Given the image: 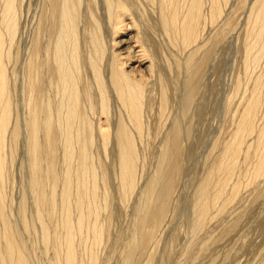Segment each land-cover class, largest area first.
Listing matches in <instances>:
<instances>
[{
    "label": "rangeland",
    "instance_id": "374dc122",
    "mask_svg": "<svg viewBox=\"0 0 264 264\" xmlns=\"http://www.w3.org/2000/svg\"><path fill=\"white\" fill-rule=\"evenodd\" d=\"M80 1H81V5H80L81 7H79V17L81 18V23L79 26L80 31H78V35L80 38L79 43L81 45L79 44L80 47L79 56L81 55L80 57L84 58L87 52L84 50L83 42L86 40L87 36L89 35L88 31H89V27L91 26L89 22V18H90L88 13L89 10H86L87 6H89L90 7L89 9H91L96 14V18L100 22L102 35H104L103 33H104L105 22L103 21V18L101 16L103 10L101 9L102 6L100 5L101 0H80ZM170 1L174 3L178 1L181 2V3L178 2V5L179 4L181 5V6L179 5L180 6L179 8L182 9L181 12L183 14L181 16H183L187 10V6H188L187 3H189L188 0L187 1L169 0L168 1L169 3L167 4L172 6ZM220 1L224 2V3L222 2L224 10L220 18L217 17L218 18L217 20L215 16L212 18L210 11L208 10V7H210L209 5L211 3V0H206V1L202 0L204 5L206 4L208 6L206 5L205 7L203 6L205 11L204 10L203 12L201 11L202 15L204 13L203 16L206 18V21H203L200 24V27H198L199 42L198 40H196L191 42L190 44L188 43L189 44L188 45L184 43L183 40H181L180 49L178 52L179 60L181 59L180 60L181 64L180 63L179 64L181 66L179 67V64H177L172 66L174 68H171V65L169 64L170 63L169 60H171L170 54L172 49L170 42L168 43L169 34L166 35L167 33L165 32L163 24L159 23L160 15L159 12L157 11L158 9L156 7L157 4L155 2H150L148 0H125L129 8L131 9V12L134 13L137 26L140 28L141 31L140 36L145 41H147L148 46L151 48L150 53L152 58H154L153 61L155 60L154 63L157 62L156 63L157 66L159 65V68L157 67L158 68L157 70H159L158 71L159 78L158 79L156 78V81L154 80L151 83H147L149 86L147 87V93L151 96L150 100L152 101L149 100L150 103L146 107V114H144L143 117L146 121L142 120V127L144 133L142 132L141 133L142 136L138 138L135 137L133 139L135 143L136 152L139 156L138 164H137V176L139 178L136 177L135 183L137 185L138 184L140 185V183L142 184L147 179L152 178L153 175L156 174V171L158 169V168L156 169V167H160L162 161L161 157H162L163 145L166 143L165 140H168V137L167 138L165 137L169 135L167 134V130L168 133H170L175 128L179 131L180 133L179 136L174 134L172 137H175V139H177L176 141L177 144H181L182 147L179 158L175 159L173 155H171L167 159V162H169L170 160H176L181 171L179 172L177 171V173L175 174L176 176L174 178L175 187L173 190V194L170 198V201L167 204L165 221H163V224L161 225L158 232H156L155 235H153L151 241L146 242L141 252L138 251V254L139 253L140 254L135 256L134 260L135 259L136 260L134 264H147V262L148 264H183L184 261H185L184 264H188V263L190 264V262L192 264L191 261L192 259H189L191 257L188 256L190 254L189 251H192L193 248L192 246H194L195 234L198 232H206L207 237L205 236L204 240H208L207 243H209L211 254L218 256V262L221 261L220 264H245V262H250L253 261L254 259H258V257L261 258L260 249H264V173H263L264 166L259 169L260 175L256 176L257 180L255 178V173H254L257 166L260 164L259 162L261 155L259 154V152L262 153L261 149L262 151H264L263 150L264 147L261 148L259 147L261 141L260 137H262V141H264L263 140L264 139L263 137L264 135L263 134L264 132L263 131L264 57L259 61L258 65H256L255 68L254 65L250 63L252 61L247 63L250 64V66H248L245 62L247 56L246 55L247 38L250 37L249 32L247 31V25H248L247 14L249 11L248 9L250 7L249 4L251 3L252 0H220ZM54 2L55 0H23L20 10V16L18 20L19 21L18 32L16 34L14 46L12 49V56H13L11 60L12 63L10 62L8 64V76L9 78H11L10 82H14V84L13 83L9 84V92H10L9 95L11 94L10 126L13 125L14 127L17 128L18 138H17V144L14 146H13V142L11 141V136L8 137L7 139V143H6L7 148L4 150L5 153L9 154L6 155V159L7 160L9 159L8 160V163H10L9 171L11 170V172H9L10 175L9 174L7 175V177L9 176L10 179L6 178V180L3 182L2 187L4 188L6 194V200H5L7 207L6 212L8 211V213L11 215V218L16 223L20 233L22 231V233L20 234V238L23 240L25 247L28 250L30 261L32 264H53L54 260H56V258L60 256V255L58 256L56 255V250L54 248L55 243L53 239L50 240L49 244H47L49 248L46 247V244H42L43 237H41V233H40L41 229L40 227H38L39 223L35 221L34 214H35V209L37 208L35 204L36 203L40 204V201L38 199L37 202L36 199V195L38 193L37 188L32 189L30 184L32 173L30 172L31 166L29 165L30 164L29 152L31 149L30 145L32 141L30 140L31 135H30V129L28 123L30 120L29 113H31V109H29L30 112L27 109V107L30 108L28 106L30 91L24 89V82L26 79V75H25V70L23 69L25 65L23 64L22 66V63L29 62V59H31V55L35 53L34 51H36L37 49L39 50V57L36 58L37 60H40V58L42 60H46L50 56L49 41L51 39V30H53L57 25V23L59 22L58 19L53 18V9H55ZM167 4L166 7L168 6ZM170 6H168L167 8H169ZM183 7H184V11H183ZM82 14H83V18H82ZM156 15L159 16V18L156 17ZM123 35L125 34L122 33L121 35H119V37ZM165 38L167 42L165 41ZM51 49L52 48H50V51ZM23 60H25V62ZM32 60L33 58L31 59V61ZM128 66L136 70L138 63L129 64ZM176 66L177 69H175ZM21 67L23 71H21ZM37 67L40 70L45 69V63L40 61L38 62ZM10 73L11 75H9ZM160 75L164 76V78L162 79V83L160 80ZM40 76H41L40 78L41 90L44 91V93H46L47 81L50 79V76L47 72L46 74L45 73L40 74ZM257 76L261 77L262 85H261V89L259 90L260 101L257 109V118H256L257 120L255 119L256 135L254 133V136L256 138H254V136H251V138L246 137L245 140L248 141L247 143L251 144V146L250 149L248 148L249 150L246 149L245 150L246 152L244 151L245 153L244 152L242 153L243 158L241 159L242 161H240L241 163H239V166L236 169L235 168L233 169L234 174L230 179L231 181H229L230 183H228V186H226L228 188L231 187L229 189V192L231 191L230 192L231 194L228 192V189L225 187L222 194L225 199H222L223 198L222 196V198H219L220 201L218 200L217 202L218 204L215 203L214 205L211 206V211L212 210L213 211L211 212L209 210L208 213L209 216H207L208 221L206 220L207 226L204 224L203 226L200 227L199 225H197L196 221L194 220V205H195L194 202H196L195 199L197 200L199 195L198 185L202 183L203 180L202 178H204L209 168H214V170L218 168L219 159L217 157L224 154L225 152L222 149L226 145L234 141V137L236 134L235 131L238 128V124L236 123H239L238 121L241 120L242 112H243L242 107L244 108L246 106V104L248 103L251 97L250 94H253V89H254L253 85L255 78H257ZM12 77L14 79H12ZM22 83L23 85H19ZM13 85L14 88L12 87ZM92 92H94V89H92ZM163 92L165 93L163 94ZM92 97H93V103L95 105V107H93L94 111L90 112L91 109L87 110L85 108V106L90 108V106L87 103L84 104L82 103L81 108L82 110H84L85 113L87 112L86 116L89 121L88 123L92 124L91 125L92 127L91 126L85 127V129L91 127L90 129L88 128V131H91V139L93 140L90 150L91 157L92 159H95L97 163H99L97 164L95 163V161H93L94 162L93 166L97 167V165H99L97 169L96 168L95 169L97 171L98 170L100 171H98L99 175L96 171L97 186L95 189L97 190L95 191L94 189L95 191L94 193L93 189L91 188L92 190L90 189V192L95 194L94 195L95 200L97 199V197L100 199L99 201L98 199L96 200L97 203L93 206V209L94 210L98 209L97 211L99 212L98 213L99 215L98 214L96 215L99 220H97V222L99 223L100 226L99 229L104 230V232L102 231V233L99 234L98 236L100 237L101 240L98 239L97 237V234L100 231L97 232L95 238H93L94 237L93 233L90 230L87 231V229H89L91 225L94 223L93 217L91 216L88 217L87 215L81 216L79 215L78 212L79 208L78 209L77 207L74 208L75 204H77L76 206H78L76 200L77 192L75 193V191H77L76 189L77 182L75 181L76 179L74 177H73L74 181L71 180V183H73L72 184L73 187H71V191H69L70 193H68V195L70 196H66L67 201L65 202L67 203L65 205L66 206L67 204L69 205V201L72 202V203L70 202L71 205H69L70 207L68 208L70 209L69 211L71 212V216L73 217V218L71 217L72 222L77 223L81 219L82 229L85 234V235L83 234L82 237V239H84L83 243L82 240L80 239L81 237L79 234L74 235V242H75L74 246L75 248H78V251L76 249L78 264H83V263L85 264V262H82L84 260L86 261V264H88L89 263L88 261H90L91 259L92 260L90 261L89 264H92L93 263L92 261L94 260L96 262L95 264H121L120 261H122V259L124 260V258L127 256L126 253L127 246L128 243L130 242L128 238L132 240L135 238V235H137L133 230L135 224L134 220H136L135 211H134L136 201L135 199L134 200L129 199V202H131L129 203L127 201L128 199L122 198L123 193L121 190V182H120L119 159L117 157V153H115L116 155L115 158L114 153L112 152V150H114V152H117V145L116 144L114 145L112 134L113 131H115V129L116 130L118 129L117 128L118 123H124L123 120L124 116L119 111L120 108H118L117 104H115L116 101L115 100L111 101V99L113 98L109 93L108 101L110 105L109 103L107 104V108H106L107 111H105L103 115L105 118H108L110 122L111 127L109 128L110 132H109L108 141L111 144L113 143L114 146L111 144L109 145L108 142L106 145L107 149L104 150V147L102 146L99 147L100 145L99 143L101 142L100 139L98 138L100 137L98 135H95L96 134L95 129L98 128L96 123L98 122L99 116L102 115L101 114L102 112L98 110L99 109L97 104L98 98L95 97L94 93H92ZM162 98H165L166 100L163 102V105L161 106L160 101ZM26 101L28 102L26 103ZM112 103H113L112 105L113 107L111 106ZM161 110H164L163 120H160L159 118V112ZM90 113L91 114L93 113V116L90 115ZM26 115L28 118L25 117ZM12 120L14 121L12 122ZM162 122H164V126L161 125ZM127 127L130 130H132L129 126ZM93 129L95 132L92 131ZM61 131L62 130L56 131L53 135L55 164H56L55 166L57 172L59 173V179L55 185L56 186L55 190L54 188H52L53 185L52 178L47 179L46 182V185L49 183L48 186L46 187L49 190L47 192L46 189L47 195L51 196V191H55L54 192L55 195L53 196L54 201L51 203L49 199L42 202L44 203V205L46 204L44 206L45 209L47 207L50 208V206L51 205L53 206L54 203L55 204L53 207L57 208L55 210L56 214L54 215L55 220L53 221V223H50L51 227L49 230V234H50L49 238L51 239V236H54L55 234L57 240L62 241V239L64 238L65 243L62 241L60 246L62 249V251H60V253L62 254L60 258L63 257L64 255V251H63L64 248H66L67 245L69 244L68 241H65V237H63L66 236V232L62 223L65 215L63 213L59 215V211L63 207L62 199L65 198L64 197L65 193H63L64 180H62L61 177L65 179L66 176L65 165H67L65 162V156H63L65 155L63 152L64 150H62V148L64 149L66 147V141L64 139L65 136H63L64 133L62 134ZM164 131L166 132L167 135L164 134L165 133ZM59 135L62 136L60 137ZM172 137H170L169 140ZM96 138L97 140H95ZM38 139H39L38 140L39 142L37 141L39 144L38 154L40 157L44 158L42 164H43V168H46V166L50 162V160L48 161L49 159L48 149H47L48 145L45 142V137H43L41 134L39 135ZM255 144L258 145L256 146ZM72 148H73L72 151H74V153H72L73 156L72 161L74 160V164L72 161L71 162L73 166H75L77 165L75 163H78V156H77L78 153H77V149L75 148V145L72 144ZM92 151L95 153H93ZM249 151L251 153V156L250 154H248ZM254 151L256 152L255 154ZM58 152H60V154ZM11 153L13 154V156ZM215 158H217L218 160H216ZM57 167H59L60 169ZM71 174H73V172ZM233 176H234V180H233ZM141 178L142 180H140ZM236 178L241 182V186L239 187V189H237V191L236 188L230 186L232 183L237 182ZM250 178H253V180ZM142 186L143 184L140 185L139 187ZM97 191L99 194H97ZM103 196L106 197V199ZM225 196H227L230 200H228V198ZM225 201L227 202L225 206L223 205V208L225 209L224 210L221 208L222 205L220 204ZM24 203H26L25 212H23L21 208L22 204ZM100 204L103 206L100 207L101 206ZM96 205L98 208L96 207ZM82 207H86V206L83 205ZM74 210L76 211L74 212ZM214 210H217L218 212ZM214 213L216 214V216ZM61 215L63 219L61 218ZM86 216L88 218H86ZM78 218L80 219L78 220ZM45 219L47 218L45 217ZM21 220H23L24 223H22ZM88 223L90 225H87ZM60 225H62V227ZM34 230L36 231L35 232L36 234H34ZM193 231H195L194 234ZM211 231L213 234L211 233ZM131 232H132V236H131ZM87 235L88 238L86 237ZM217 235L219 236L217 237ZM76 238H78V240ZM188 238H190L191 240ZM75 239L80 243L78 242L76 243ZM88 239L89 241L87 242ZM96 239L99 240V242L96 243L95 242ZM209 241L212 243H210ZM187 242L189 246L191 245V249L189 246L186 247V245H188ZM205 243L203 241V245L207 247ZM95 244L97 247H95L94 250L93 246H95ZM95 251L96 254H94ZM120 251L121 252L125 251V252L121 254ZM45 252H47V254H45ZM80 252L81 254L79 257ZM142 252H144V254ZM81 255L85 257L83 258L81 257ZM94 255L96 256L94 257ZM185 255L187 258H185ZM96 257L99 258L97 259Z\"/></svg>",
    "mask_w": 264,
    "mask_h": 264
},
{
    "label": "bare ground",
    "instance_id": "6f19581e",
    "mask_svg": "<svg viewBox=\"0 0 264 264\" xmlns=\"http://www.w3.org/2000/svg\"><path fill=\"white\" fill-rule=\"evenodd\" d=\"M148 1L155 2L157 4L156 7L158 9L157 8L156 9L160 15L159 23L163 24L165 32L167 33L165 34L166 35L169 34L168 35L169 39L168 38L167 39L169 40L168 43L170 42L171 49H172L171 54H170L171 60H169L170 61L169 64L171 65V68H174L172 67L173 65H177L179 63L181 64V61H180L181 59L179 60V57H178L181 40H183L184 43L186 44L188 43L190 44L191 42L198 40V37H199L198 27H200V24L203 21H206V18L203 16L204 13L202 15V12L204 10L203 6L205 7L206 4L204 5L202 0H190V1L188 0L189 3H187L188 4L187 10L185 9L186 10L185 14L181 16L183 14L181 12L182 9L179 8L181 5L180 4H179L180 6L178 5V2L180 1L175 2V3L170 1L172 6L167 4L169 3L168 2L169 0H148ZM222 2L220 0H211V3L209 5L210 7H208V10L210 11L212 18L215 16L216 19L218 20L217 17L220 18V16L222 15V12L224 10ZM22 3H23V0H0V243H1L0 245V264H32L30 261L28 250L26 249L23 240L20 238V234L22 233V231L20 233L16 223L12 220L11 215L8 213V211L6 212L7 210L6 203H5L6 194H5L4 188L2 187L3 182L6 180V178H9V176L7 177V175L9 174V172H11V170L9 171V164H10L8 163L9 159L8 160L6 159V155L8 153H5V150H4L7 148L6 146L7 139L8 137L11 136V141L13 142V146H14L17 144V138H18L17 128L14 127L13 125H11L13 127L10 126L11 124V121H10L11 120V108H10L11 107L10 105L11 94L9 95L10 93L9 84L10 83L14 84V82H10L11 78H9L8 76V64L11 62L12 57H13L12 49L14 46L16 34L18 32V22H19L18 20L20 16V10H21ZM165 3L170 7L167 8L168 6L166 7ZM80 5H81L80 0L79 1L77 0L76 1L75 0H55L54 2L55 9H53V18L58 19L59 22L57 23L55 28L51 30V39L49 41L50 56L46 60H42L41 58L40 60H37L36 58L39 57V50L37 49L36 51H34L35 53L31 55V59L33 58L32 61L31 59H29V62H25L26 59L24 58L25 60L23 61L25 63H22V66L23 64L25 65L24 66L25 68L23 67V69L25 70V75H26V79L24 82V89L27 91H30L29 99H28L29 100L28 106L30 108L27 107L28 111L29 109H31V113H29L30 120L28 123L29 129H30V135H31L30 140L32 141L30 145L31 149L29 152L30 157L28 156L30 159L29 165L31 166L30 172L32 173L30 184H31L32 189L37 188L38 193L36 195V199H37V202L39 199L40 204H41L40 205L39 203H36V204L34 203L37 206V208L35 209V214H34L35 221L39 223L38 227H40L41 229L40 233H41V237H43L42 244H46V247H48L47 244H49L50 240L53 239L55 243V247L54 246L53 247L56 250L57 256L62 255L60 253V251H62L60 246H61V242L62 241L64 242L63 237H65V241L69 242L67 247L64 248L63 250L64 251L63 257L60 258V256H58L56 260H54L53 264H78V259L76 255V249L78 251V248H75L74 246L75 245L74 235L79 234L81 237L80 239L82 240V243H83L84 239H82V237H83L84 231L82 229V222L80 218H78V220L80 219V221H78L77 223L72 222L71 212L69 211L70 209H68L70 207L69 205H71L70 204L71 201H69V205L68 204L67 206L65 205L67 203L65 202L67 201L66 196H70L68 195V193H70L69 191H71V187H73L72 186L73 183H71V180H73V177H74L76 179L75 181L77 182V184L75 183L77 185V187L75 186L77 189L75 193L77 192L76 200L78 203V206H76L77 204H75L74 208L76 207L77 209L79 208L78 212H79V215L81 216L87 215L88 217L90 216L93 217L94 223L91 225L89 229H87V231L90 230L93 233V236H94V237L92 236L93 238H95L98 231L100 232H98L97 237L99 236V234L102 233V231L104 232V230L99 229L100 226H99V223L97 222V220H99L96 215L99 213L97 211L98 209L97 210L93 209V206L97 203L96 200L98 199L99 201L100 199L97 197V199L95 200V197H94L95 195L94 193L97 190L95 189L97 186V174H96L97 170L96 169L99 165H97V167L93 166L94 164L93 161H95V159H92L91 157L90 150H91V145L93 143V140L91 139V131H88V128L90 129L92 127L91 126L92 124L88 123L89 121L86 116L87 112L85 113L84 110H82L81 105L82 103L83 104L87 103L90 106V108L86 106L85 108L87 110L91 109L90 112H93L94 111L93 107H95V105L93 103L92 93H94L95 97L98 98L97 99V104L99 107L98 110L102 112L101 113L102 115L99 116L98 122L96 123L98 126V128L95 129L96 134L94 133L95 132L94 129L92 131H94L93 133L95 135H98L100 137L98 138L100 139V142H101L99 143L100 144L99 147L102 146L104 147V150H105L107 149L106 145L109 142L108 141L109 132H110L109 128L111 127V125H110L108 118H105L103 114L105 113V111H107L106 108H107V104L109 103L108 100H109V93H110L111 97L113 98V99L110 98L111 101L112 100L116 101L115 104H117V107L120 108L119 111L124 116V119L122 118L124 120V123H118L117 125L118 129L117 130L115 129V131H113V134L111 132L114 145L115 144L117 145V152H114V150H112V152L114 153L115 158H116L115 153H117V157L119 159L120 182H121V190L123 193V197L122 196L121 197L124 199H128L127 200L128 202H129V199L130 200L135 199L136 201L135 209H134L136 220H134L135 224H134L133 230L135 231L137 235H135V238L132 240L128 238L130 242L128 241L129 243H128L127 251H126L127 256L124 258V260L122 259V261L120 262L121 264H134L136 260V259L134 260L135 256L140 254V253L138 254V251L141 252L146 242L151 241V239L153 238V235H155V233L158 232L161 225L163 224V221H165V215L167 212V204L170 201V198L173 194V190L175 187V184H174L175 182L174 178L176 177L175 174L177 173V171L178 172L181 171L176 160H170L169 162H167V159L171 155H173L175 159L180 157V152L182 150L181 144H177L176 142L177 139H175V137H172L174 134L179 136L180 133L176 128L173 129L170 133H168V130H167V134L169 135L165 136L166 138L168 137V140L164 139L166 143L163 145L161 165L160 167H156V169L158 168L157 171L154 169L156 171V174L155 175L152 174L153 180L152 178H149L145 182L142 183L143 184L142 187H139L142 184L140 183V185L138 184L139 185L138 186L135 183L136 177H138L137 176V164H138L139 156L136 152L135 143L133 139L135 137L138 138L142 136L141 134L142 132L144 133L143 127H142V120H145L143 117H144V114H146V107L150 103V101H152L150 100L151 96L147 93V87H149L147 83H151L154 80L156 81V78L157 79L159 78V73H158L159 70H157L159 68V65L157 66L156 64L157 62L154 63L155 60L153 61L154 58H152L151 53H150L151 48L148 46L147 41H145L140 36L141 31H140V28L137 26L134 13L131 12V9L129 8L125 0H101L100 5L102 6L101 9H103L101 16L103 18V21L105 22L104 33H103L104 35H102L101 33L100 22L97 20L96 14L91 9H89L90 8L89 6H87L86 10H89L88 12L89 17H90L89 22L91 26L89 27V31L87 30L89 35L87 36L86 40L83 42L84 50L87 52V54L84 56V58H81L80 57L81 55L79 56L80 38L78 35V31H80L79 26L81 23V18L79 17V7H81ZM249 5L250 7L248 9L249 11L247 14V24H248L247 31L249 32L250 37L247 38V45H246L247 46L246 47L247 56H246L245 62L247 64L250 61H252L250 63L253 64L255 68V66L258 65L259 61L264 57V0H252ZM184 7H183V11H184ZM156 17L159 18V16L157 15ZM82 18H83V14H82ZM122 33H124L125 35L119 37V35H121ZM165 41H166V38H165ZM50 48H52L51 51H50ZM40 61L45 63V69L40 70L37 67L38 62ZM133 63H138L136 70L128 66L129 64H133ZM180 64H179V67L181 66ZM247 65L250 66V64H247ZM175 69H177V66L175 67ZM21 71H23L22 67H21ZM46 72L49 74L50 79L47 81V91L46 93H44V91L41 90L40 74H43V73L46 74ZM9 75H11V73ZM162 76L160 75L161 83H162V79L164 78V76L163 77ZM12 79L14 78L12 77ZM19 85H23V83ZM261 85H262V79L260 76L259 77L257 76V78H255L254 85H253L254 87L253 94H250L251 97L248 103L246 104V106L244 108L242 107L243 112H242L241 120L239 119L240 120L238 121L239 123H236L238 124V128L235 131L236 134L234 137V141L226 145L222 149L225 152L224 154L217 157L219 159L218 168L216 170H214V168H209L207 173L206 174L204 173L205 176L204 178H202L203 180L201 179L202 183L200 182L201 184L198 185L199 195L197 194L198 198L197 200L195 199L196 202H194L195 205L194 204L193 205H194V220L196 221L197 225H199L200 227L203 226L204 224L206 225L207 216H209L208 213H209V210L211 211V206L217 203L218 200L220 201L219 198H222L223 191L225 187L228 186V183H230L229 181H231L230 179L232 175L234 174L233 169L234 168L236 169L239 166V163H241L240 161H242L241 160L243 158L242 153L246 149L248 148L250 149L251 144L247 143L248 141H246L245 139L246 137L251 138V136H254V133H255V129H256L255 119L257 118V109H258V105L260 101L259 99L260 91L259 90L261 89ZM12 87L14 88V85ZM92 89H94V92H92ZM164 93L165 92H163V94ZM165 100H166L165 98L161 99L160 101L161 106L163 105V102ZM27 102L28 101H26V103ZM113 103L111 104V106L113 105ZM163 112L164 110H161L159 112L160 120H163V117H164ZM90 115L93 116V113L92 114L90 113ZM25 117H27V115ZM13 121L14 120H12V122ZM161 125L164 126V122H162ZM87 126H91V127H88L85 129V127ZM127 126H129L132 130H130ZM59 130H62L61 132L62 134L64 133L63 136H65L64 139L66 141V147L64 149L62 148V150H64L63 152L65 155L63 156H65V162L67 164L65 165V169H66L65 179L61 177L62 180H64L63 181L64 182L63 184L64 192L63 193H65L64 195L65 198L62 199L63 207L59 211V215L62 213L65 215L62 223H63V227L66 232V236L62 237L63 238L62 241L57 240L56 234L54 236H51V239L49 238L50 236L49 230L51 227L50 223H53V221L55 220L54 215L56 214L55 210L57 209L53 207L55 203L53 204V206L51 205L50 208L47 207L46 209L44 207L46 204L44 205V203H42L49 199L51 203L54 201L53 196L55 195L54 194L55 191H51V196L47 195V192L49 190L46 187L48 186L49 183L46 185V182H47V179L52 178L53 180L52 188H54L55 190V187H56L55 185L59 179V173L57 172V169L55 166L56 164H55L53 135L56 131H59ZM263 131H264V126H263ZM132 133H133V136H132ZM40 134L43 137H45V142L48 145L47 146L48 155H49L48 161L50 160V162L48 163L46 168H43V164H42V161L44 158L40 157L38 154L39 152L38 137ZM164 134H166V132ZM170 137L172 138L169 140ZM254 138L256 137L254 136ZM260 138H261V141H260L259 147L261 148V147H264V141H262V137ZM95 140H97V138ZM72 144L75 145V148L77 149V153H78L77 155L78 163H75L77 164L75 166H73L74 160L72 161L73 159L72 153H74V151H72L73 150ZM108 144L110 145L111 143L109 142ZM111 145H113V143ZM261 152L262 153L259 152V154L261 155L260 162H259L260 164L257 166V168L255 167L256 168L254 172L255 178L257 175H260L259 169L264 166V151H262L261 149ZM58 153L60 154V152ZM255 153L256 152L254 151V154ZM248 154H250L251 156L250 151ZM96 156H97V153H96ZM217 158L215 159L218 160ZM255 160H256V157H255ZM71 161L73 162V164ZM95 163L97 162L95 161ZM158 166H159V163H158ZM72 172L73 174H71ZM235 177H236V174H235ZM142 178L140 180H142ZM253 178H250V179L253 180ZM233 180H234V176H233ZM236 181L237 182L234 181L235 183H232L230 186H233V188H236V191H237V189H239V187L241 186V182L237 180V178H236ZM59 183H62V182H59ZM91 188L93 189V191L95 189L94 193L90 192ZM226 188L228 189V192H229V189L231 187L230 188L226 187ZM46 189H47V192H46ZM98 191H97V194H99ZM230 194H227V195H230ZM104 198L106 199V197ZM222 199H225L224 196ZM228 200L230 199L228 198ZM226 202L227 201L221 204L219 202V204L222 205L221 206L222 209H224L223 205L225 206ZM83 205L86 207H82ZM98 205H99V202H98ZM102 206L103 205H101L100 207ZM21 208H22V211L25 212L26 203L22 204ZM106 209H107V206H106ZM217 210H214V211H217ZM75 211L76 210H74V212ZM87 216L86 218H88ZM45 217L47 219H45ZM61 218L63 219L62 215H61ZM21 221L22 223H24L23 220ZM87 225H90V224L88 223ZM60 226L62 227V225ZM20 230H23V229H20ZM35 232L36 231L34 230V234H36ZM194 232L195 231H193V234ZM88 235L86 236L87 238H88ZM131 236H132V232H131ZM205 236H206V232H198L195 234L194 246H192L193 247L192 251H189L190 254L188 257H191L189 259H192L191 260L192 264H218V263L220 264L221 261L218 262V256L211 254L209 243H207L208 240H204ZM218 236L219 235H217V237ZM76 239L78 240V238ZM98 239H100V237H98ZM88 241L89 239L87 240V242ZM203 241L204 243L206 242L205 244L207 247L203 245ZM77 242L78 241H76V243ZM95 242L97 243L99 242V240L96 239ZM148 243H151V242H148ZM98 246H99V243H98ZM187 246H189V244L186 245V247ZM95 247H97L96 244L95 246H93L94 250H95ZM189 247L191 249V245ZM214 248H217V247H214ZM96 251L94 254H96ZM124 252H121V254ZM142 253L144 254V252ZM45 254H47V252H45ZM80 254L81 252L79 253V257H80ZM260 254H261V258L258 257V259H254L253 261H250V262H245V264H264V249H260ZM186 255H185V258H187ZM95 256L96 255H94V257ZM81 257L83 256L81 255ZM96 258L98 259L99 257H96ZM90 261L88 262L90 263ZM82 262H85L86 264L85 260ZM92 262H93L92 264L96 263L95 260Z\"/></svg>",
    "mask_w": 264,
    "mask_h": 264
}]
</instances>
